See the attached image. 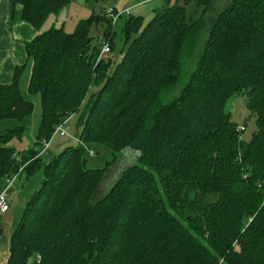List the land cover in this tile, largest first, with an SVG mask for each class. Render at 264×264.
I'll return each mask as SVG.
<instances>
[{
    "label": "trees",
    "instance_id": "obj_1",
    "mask_svg": "<svg viewBox=\"0 0 264 264\" xmlns=\"http://www.w3.org/2000/svg\"><path fill=\"white\" fill-rule=\"evenodd\" d=\"M71 1L12 3L39 30ZM209 1L163 0L145 26L129 15L113 67L100 56L103 43L108 54L114 45L107 10L72 33L50 28L26 45L27 92L39 96L40 123L22 152L10 143L21 140L23 126L0 131V176L23 165L44 176L11 234L6 264H264V0H232L202 43L201 20L188 18L186 6L203 13ZM98 28L102 35L92 36ZM22 71L0 84V122L33 114L18 88ZM239 96L254 117L248 142L226 110ZM77 114L81 144L42 160L55 127ZM101 148L111 159L89 169L88 151L94 157ZM123 151L135 154L134 165L97 198Z\"/></svg>",
    "mask_w": 264,
    "mask_h": 264
},
{
    "label": "rangeland",
    "instance_id": "obj_2",
    "mask_svg": "<svg viewBox=\"0 0 264 264\" xmlns=\"http://www.w3.org/2000/svg\"><path fill=\"white\" fill-rule=\"evenodd\" d=\"M131 1V2H129ZM133 3L132 0H72L70 5L62 9L57 15H53L52 19L49 20V22L45 25V27L41 30L43 32L50 29L52 23H57L56 28H60L61 24L64 23L65 28L64 31L66 33H72L76 27V23H78L81 20H85L92 13L99 14L101 10L105 11L108 8H115L117 14H121L124 10V6L127 3ZM156 1L148 2L143 5L140 8L135 9H129L133 10L129 13H125V15H122L121 17H117L113 22V32L115 33L114 39H113V49L110 54L106 56V59H110L112 62V67L115 66L121 59V31L123 28V24L125 20L128 18L129 15H138L139 10H143L142 17H143V26H145L154 16L155 11L152 12V10H158L156 6ZM158 2H162L159 0ZM178 6H184L183 0H173ZM232 0H210L207 4L205 10L203 13H201L202 8L197 7L195 4L191 3L186 6V12L188 18L192 20L200 19L201 23L203 25V30L201 33V41L204 43V41L207 38V33L209 32L210 28L213 26L214 22L218 19V17L227 10L229 5L231 4ZM72 25H74L72 27ZM72 27V28H71ZM45 29V30H44ZM91 35L94 37H99L102 35V28H98L97 30H92ZM96 41V39H95ZM196 58V57H195ZM194 59H191V61L188 64H185L183 66L182 75L178 79L177 86L174 89V92L167 97V100H169L171 97L175 96L177 92L180 90V88L186 83L189 74L191 73L193 69V62ZM92 91H94V88H92ZM34 102V111L33 114L30 116L29 121L30 127L37 123L40 119L41 114V108H40V102H39V96L37 95H30L29 96ZM226 110L231 115V120L238 125L237 130L242 128L241 126H245V131L242 135V140L245 142H248L251 138V135L253 132L255 133L256 128L254 124V117L250 115L249 111L245 107V98L244 97H234L232 98L226 106ZM80 115L77 114L73 117H71L68 121V123L65 125V131L67 133V137L63 139L55 138V140L52 142V150H56L55 148H58V151L61 152L65 147L68 146H78L77 137L79 134V129L77 128V124L79 121ZM26 137L29 136L31 133L30 128L26 131ZM31 136V135H30ZM32 140V138H30ZM27 141L26 138H23L22 141ZM20 140H13L15 145H18V142ZM28 143V141H27ZM111 152L107 151L103 148L96 149L95 156L94 157H88L87 158V167L89 169H96V168H102L106 161H109L111 159ZM47 155V153L45 154ZM135 158V154H132L131 152L123 151L120 154L116 155V160L111 164V166L108 167L106 170L105 179L100 186L99 192L97 194V198H101L112 186V184L119 178L121 173L131 167L133 164V159ZM216 200L215 196H210L207 198L208 202H213Z\"/></svg>",
    "mask_w": 264,
    "mask_h": 264
},
{
    "label": "crops",
    "instance_id": "obj_3",
    "mask_svg": "<svg viewBox=\"0 0 264 264\" xmlns=\"http://www.w3.org/2000/svg\"><path fill=\"white\" fill-rule=\"evenodd\" d=\"M132 1L133 3H129L131 2L129 1L124 6V10L127 12L129 11V13L134 9L136 11L137 8H140L143 5L145 6L150 4L148 2L156 1L155 3L158 9L161 8L163 4V0H161V3L158 2L159 0ZM153 11L155 10H152V12ZM138 12V15H132L142 17L141 14L143 10H139ZM52 17L53 15H50L41 28L36 30L27 21L23 20L22 6L20 4H14L12 3V0H0V84H11L14 70L17 67H22L23 71L19 78L18 88L22 98L25 101L31 102L34 107L35 101L29 97L30 95L27 92L31 71V61L28 59L26 54V45L30 43L36 35L42 32L41 30L45 27L49 20L52 19ZM55 26H57V23L54 22L51 24L50 28H56ZM73 26L74 25H72V27ZM60 28H63L64 30V23L61 24ZM29 119L30 117H27L20 122L15 120H3L0 122V131L18 126H23L25 128L24 136L18 142V145H15L13 141L10 143V145L14 147L17 152L27 150L35 143L40 119L31 127L30 122H27ZM29 128L31 133L28 137H26V131ZM23 138H26L28 143L26 140L23 142ZM30 138H32V140ZM55 149L56 150L53 151L52 146H50L47 155L43 158L41 157V159L47 162L53 155L59 153L58 148ZM25 169L26 165H23L16 174L9 177L0 176V195H5L6 201L9 205V210L7 212L0 213V264L7 263L11 234L18 226L27 202L32 194L39 188L43 180L44 175L42 169L38 168L29 174H27Z\"/></svg>",
    "mask_w": 264,
    "mask_h": 264
},
{
    "label": "built area",
    "instance_id": "obj_4",
    "mask_svg": "<svg viewBox=\"0 0 264 264\" xmlns=\"http://www.w3.org/2000/svg\"><path fill=\"white\" fill-rule=\"evenodd\" d=\"M106 14L108 17H110L113 21L119 17V15L124 14V12H122L121 14H114L112 8H108L106 11ZM109 45L107 43H103L102 45V49H101V54L100 56L104 57L106 55H108L109 53ZM69 119H66L64 121H62L58 126L55 127L50 139L46 142L43 143V148L40 152V156L43 155L50 147L51 142L55 139V138H59V139H63L67 137V133L65 131V125L68 123ZM243 128H240V130H242ZM77 142L79 144H81V142H79L77 140ZM88 155L89 157L93 156V152L92 151H88ZM9 210V205L6 201L5 195L1 194L0 195V213H5Z\"/></svg>",
    "mask_w": 264,
    "mask_h": 264
}]
</instances>
